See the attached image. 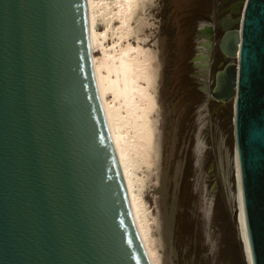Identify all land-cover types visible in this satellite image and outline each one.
Listing matches in <instances>:
<instances>
[{
  "label": "water",
  "instance_id": "obj_1",
  "mask_svg": "<svg viewBox=\"0 0 264 264\" xmlns=\"http://www.w3.org/2000/svg\"><path fill=\"white\" fill-rule=\"evenodd\" d=\"M212 95L231 104L247 264H264V0H244ZM237 189V178H236ZM0 264H151L100 98L86 0H0Z\"/></svg>",
  "mask_w": 264,
  "mask_h": 264
},
{
  "label": "rangeland",
  "instance_id": "obj_2",
  "mask_svg": "<svg viewBox=\"0 0 264 264\" xmlns=\"http://www.w3.org/2000/svg\"><path fill=\"white\" fill-rule=\"evenodd\" d=\"M96 1L110 4L108 12L101 10L95 22L96 30L106 31L104 47L108 49L115 42L116 46L138 44L153 69V145L147 159L140 154L133 156V170L134 189L144 204L157 264H247L233 216L237 189L232 120H213L200 111L202 103L186 104L183 96H178L187 91L185 85L189 86L190 77L184 72L200 70H190L184 59L188 51L181 55V82L177 78L170 83L177 71L166 63L168 47L162 25L165 6L169 3L177 8L178 3L135 0L122 28L126 33L119 39L120 22L110 11L116 6L113 0ZM179 39L184 50L185 38ZM194 47L204 48L199 43ZM97 56L100 58L101 50Z\"/></svg>",
  "mask_w": 264,
  "mask_h": 264
},
{
  "label": "bare ground",
  "instance_id": "obj_3",
  "mask_svg": "<svg viewBox=\"0 0 264 264\" xmlns=\"http://www.w3.org/2000/svg\"><path fill=\"white\" fill-rule=\"evenodd\" d=\"M112 2L116 6L110 11L120 22L117 27L118 35L116 34L120 39L123 37V32L126 33L125 30L122 31V28L129 21L130 13L133 11L132 8L135 6V0H113ZM102 3L96 0H86L95 78L130 211L151 264H157L152 248L149 225L145 217V209H143L144 204L142 205L141 197L138 195L139 191L136 193L134 189L135 174L133 170L135 164L133 156L140 154L143 158L148 157V151L153 145L154 130H152L150 122L152 121L150 116L154 104L153 92L150 90V85L153 82V69L147 61L146 51L138 44L132 45L128 42L125 46H121L120 43L116 46L115 43L117 42H115L108 49L104 47L103 39L106 37V31H98L95 28L96 18L101 15L100 11L106 12L110 5L107 2ZM99 50H101L100 58L97 56ZM235 173L241 234L245 241L246 250H248L241 207L240 178L236 152ZM248 259L251 264L249 254Z\"/></svg>",
  "mask_w": 264,
  "mask_h": 264
},
{
  "label": "flooded vegetation",
  "instance_id": "obj_4",
  "mask_svg": "<svg viewBox=\"0 0 264 264\" xmlns=\"http://www.w3.org/2000/svg\"><path fill=\"white\" fill-rule=\"evenodd\" d=\"M175 1L178 3L177 8L172 5L168 14L172 34L169 36L165 33L168 47L166 63L177 71L170 83L179 77V68L183 65L181 55L189 52L188 57L184 59L191 67L190 70H200L194 73L184 72L190 77L189 86L185 85L187 91L178 96H183L186 104L197 106L202 103L200 111L207 113L213 120L224 123L227 118H231V104L212 95L217 72L230 60L229 55L220 48L219 40L227 29L237 26L235 21L243 8L244 0ZM201 21H204V24ZM202 36L204 37L201 38ZM179 38H185L184 50L179 47ZM194 43L203 46V50L195 48ZM177 81L180 83V78Z\"/></svg>",
  "mask_w": 264,
  "mask_h": 264
},
{
  "label": "trees",
  "instance_id": "obj_5",
  "mask_svg": "<svg viewBox=\"0 0 264 264\" xmlns=\"http://www.w3.org/2000/svg\"><path fill=\"white\" fill-rule=\"evenodd\" d=\"M171 6H172V4L171 5H169V3L165 6V9H164V19H163V25H162V28H163V33H167V34H169V36H171V34H172V27L170 26V24H169V11H170V9H171ZM169 29H170V31H169Z\"/></svg>",
  "mask_w": 264,
  "mask_h": 264
}]
</instances>
